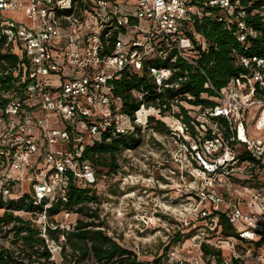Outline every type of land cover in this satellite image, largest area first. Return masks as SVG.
Wrapping results in <instances>:
<instances>
[{"label":"built area","instance_id":"1","mask_svg":"<svg viewBox=\"0 0 264 264\" xmlns=\"http://www.w3.org/2000/svg\"><path fill=\"white\" fill-rule=\"evenodd\" d=\"M254 2L250 15L264 16V0H246V6L240 0H0V53L14 59L0 70V216L12 212L27 220L44 241L39 250L47 251V257L13 258L74 264L64 234L57 241L47 235L72 231L82 218L63 206L72 179L105 196L88 205L104 222L96 229L141 259L138 245L128 242L129 231L135 228L143 238L149 218L130 215L138 209H131L129 167L135 155L164 166L159 121L185 151L184 165L170 155L175 167L161 176L173 186L168 196L186 197L187 208L154 209L161 212L158 221L162 214L170 220L159 235L157 264H264V58L240 56L238 63L249 71L219 89L207 80L214 104L202 109L174 98L162 112L143 101L146 91L131 89L140 103L129 115L113 86L123 74L141 71L157 91L176 86L184 80H172L176 61L193 64V49L206 47L199 34L191 38L186 32L192 17L226 12L233 16L237 40L244 41L256 34L244 19ZM119 135L133 136L137 144L115 152V171L97 174L83 157L85 149ZM101 182L118 188L109 193ZM155 185L168 194V184L156 179ZM21 199L27 210L6 206ZM58 203L59 210L49 213ZM133 217L138 226L129 221ZM10 226L0 225V250L12 248Z\"/></svg>","mask_w":264,"mask_h":264},{"label":"trees","instance_id":"2","mask_svg":"<svg viewBox=\"0 0 264 264\" xmlns=\"http://www.w3.org/2000/svg\"><path fill=\"white\" fill-rule=\"evenodd\" d=\"M240 2L246 6V0H240ZM257 5L258 2H254L251 7H247L248 15L244 18L247 25L251 26L256 34L248 35L244 41L237 40L233 16H229L226 12L214 9L210 11V15H204L201 19L194 15L186 25V32L191 38H193V32L199 34L206 43V47L203 50L199 46L193 49L190 54L193 64L185 63L181 59L176 61L178 70L172 80H176L178 77L184 78V80L176 83V86L162 87L160 91H157L146 71L129 76L123 74L118 81L114 82L113 86L114 92L122 97L125 112L131 115L140 103L130 96L129 90L131 89L146 91L143 101L161 106L162 112L165 111L163 105H168L169 101L174 98L188 106L200 107V109L213 105L214 102L209 100L213 92L204 87L207 80L215 89H219L225 86L231 78L249 71L248 68L238 63L240 56L264 58V20H262L264 16L250 15L251 9ZM218 17H221L220 21ZM3 62L11 64L14 59L7 54L0 53V70L5 68ZM202 93H205L207 97H201ZM186 96H190V99ZM179 109L183 115V121L189 124L190 117L187 110L182 105H179ZM155 128L163 134L166 133L164 124L159 121ZM136 144L135 137L119 135L109 143H101L85 149L83 157L90 161L97 174L105 170L107 172L115 171L117 167L114 158L115 152ZM100 200L101 197L94 188H81L71 179L68 185L67 202L63 206L67 210L78 213L82 218L77 219L72 231L48 230V237L57 241L59 236L64 234L65 244L71 252V260L74 261V264H149V262L138 258L132 250L111 239L100 229H96V227L104 225V222L97 219L96 211L91 210L92 208L88 205L89 203H99ZM23 203V199H21L10 201L6 203V206L12 210L21 208L27 210L28 206ZM59 206L60 203L54 204L48 212L58 211ZM1 224L6 226L11 224L6 233H11L13 238L11 249L0 250L2 264H24L13 258L15 253L24 257L30 256L31 253L47 257L46 249L39 250L38 248V246H43V239L38 236V231L27 220L12 212H4L0 216ZM223 232L229 233L227 225H224ZM177 238L178 236L175 239ZM19 241L20 243L17 245ZM158 247L160 248L162 245L160 244ZM166 247L168 245L164 248ZM2 256H5L6 259ZM158 260L159 258L155 254L149 261L152 264H157ZM69 262L65 261L64 264Z\"/></svg>","mask_w":264,"mask_h":264},{"label":"rangeland","instance_id":"3","mask_svg":"<svg viewBox=\"0 0 264 264\" xmlns=\"http://www.w3.org/2000/svg\"><path fill=\"white\" fill-rule=\"evenodd\" d=\"M158 133L162 137L163 142V145H160L158 147V151L160 152L158 154H160L159 158L165 161L163 163L164 166L157 167V165L153 163L152 159L144 161L142 160L143 158L135 155L136 160H132V165H130L129 167V173L131 174V188L129 189H133L131 190L132 192L130 194V201L132 202L131 209H138L136 211H132L130 215H134L136 213L138 219L140 218V215L149 219L147 220V235L142 236L145 239L141 238L140 233L136 232L135 228H132V230L129 231L130 238H128V242L130 244L136 243L138 245L141 259L144 261L151 259L152 256L157 254L159 250L158 245L160 246V244H158L159 235H164V232L162 230L164 229V227H168L170 225V220L167 218V215L162 214L158 221L156 217L157 215L161 214V212L154 213V209H183L182 207L187 208L186 197L175 198L173 196L171 198L168 196L173 195V186H169V180L164 179L163 176H161V174L169 176V168L173 169L175 167L174 163H172L170 160L168 161L170 155H173L174 158L182 162L184 165L187 159L185 158V151L180 147H176L173 143V140L170 139L171 137L160 132ZM119 177L121 178V176ZM156 179H160L162 184H168L169 187L166 186L168 190L167 195L160 194V191H158L159 188L155 185ZM100 185H103V187L106 188L109 193L115 192V190H117L118 188L117 183L109 185L108 183L101 182L99 183V187H101ZM155 187L156 189H158L157 191ZM143 189H146V191L142 192ZM99 193L101 199L105 200V196L101 195V192ZM169 199H171V202H169ZM129 221L132 224H137V226L139 225V221L135 220L134 217L130 218ZM157 229L162 230L157 233L155 232ZM188 243V240L185 241L184 247H186Z\"/></svg>","mask_w":264,"mask_h":264}]
</instances>
